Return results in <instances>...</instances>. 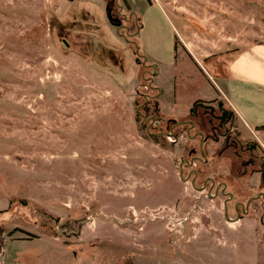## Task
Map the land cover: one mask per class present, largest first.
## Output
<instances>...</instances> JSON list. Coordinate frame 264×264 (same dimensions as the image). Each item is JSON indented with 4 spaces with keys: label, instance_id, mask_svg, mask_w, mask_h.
I'll return each instance as SVG.
<instances>
[{
    "label": "rangeland",
    "instance_id": "374dc122",
    "mask_svg": "<svg viewBox=\"0 0 264 264\" xmlns=\"http://www.w3.org/2000/svg\"><path fill=\"white\" fill-rule=\"evenodd\" d=\"M111 1L0 0L4 264H256L245 243L224 249L222 259L178 247L215 240L226 228L223 198L211 200L182 179L196 168L185 165L190 149L199 156L198 129L183 121L199 120L190 113L198 102L230 109L213 69L225 71L240 52L264 43V0H117L124 16L137 17L129 31L107 19V5L119 11ZM256 79L242 81L257 101L264 90ZM155 103L163 118L151 124ZM234 118L235 129L225 132L252 141ZM167 119L181 124L155 135ZM251 131L264 139L263 130ZM204 132L203 152L216 159L223 139ZM262 152L242 168L227 150L209 172L224 179L246 169V180ZM260 214L247 215L257 243L264 242ZM83 225L98 236L79 240Z\"/></svg>",
    "mask_w": 264,
    "mask_h": 264
},
{
    "label": "flooded vegetation",
    "instance_id": "af4514ba",
    "mask_svg": "<svg viewBox=\"0 0 264 264\" xmlns=\"http://www.w3.org/2000/svg\"><path fill=\"white\" fill-rule=\"evenodd\" d=\"M115 4L118 6L116 14H113L111 9L107 5L106 13L110 22L118 29L123 28L125 31H129L127 27L130 20L134 19V26H137V17L130 12L129 16L126 17L122 14V7L118 5L117 0L111 1L110 4ZM123 21V23H122ZM136 24V25H135ZM150 78V77H149ZM201 106L203 109L202 115H199L197 108ZM194 117L199 119L196 123L192 121L187 122L188 128H197L194 132L195 135L199 136V146L198 153L199 156L195 155V150L190 149V157L185 159L187 161L185 165L194 164L195 169H191L186 177H182L184 181H189L190 186L198 193H206V197H211V200L223 198L221 204L222 217L226 223L229 221H237L245 218L250 212L255 211V209L260 210L259 221L264 223V152H262V157L256 170L251 169L249 173V178L246 180H241L243 177V172L230 176V174L225 175L224 179L219 174H211V168L215 166L216 159L220 157L227 150H232L234 158L232 161H238L240 166L247 168V166L252 165L257 159L253 157V153L257 150L263 151L260 142L264 143V139L258 134L251 132L253 135V140L249 142H243L236 135L232 137L231 134L225 132V126L235 129L233 126L235 114L231 109L224 107L222 101H216L215 99L209 104L195 103L191 112ZM150 120L151 124L156 122ZM178 122H173L172 126L166 127V131L155 133V135H161V133L171 134L174 125ZM192 124V125H190ZM207 129L212 135V139L217 141L219 137H222L223 141L219 149H216V159L215 157H207L203 152V145L208 139L205 135L204 130ZM261 131L264 129H260ZM168 131V132H167ZM190 130L188 129V132ZM165 135V134H163ZM248 153L244 158L243 153ZM207 165L210 172L203 174L201 171L203 169L199 168V165ZM257 175L255 181H252L250 177ZM181 175V174H180Z\"/></svg>",
    "mask_w": 264,
    "mask_h": 264
},
{
    "label": "crops",
    "instance_id": "0c3cea01",
    "mask_svg": "<svg viewBox=\"0 0 264 264\" xmlns=\"http://www.w3.org/2000/svg\"><path fill=\"white\" fill-rule=\"evenodd\" d=\"M225 67V71H222L219 65H216L213 69L214 75L226 85V90L216 85V91L225 98L228 107L245 128L252 130V127L264 125V96L257 101L250 97L245 89L250 87L251 84H246L242 81L244 77H255L257 78L256 82L251 81V83L260 85L258 89L264 90V44L250 46L240 52L232 61L225 64ZM226 224V228H222L221 234L215 233L217 235L215 240L208 235L201 236L198 240L190 241L192 243L183 244L178 248L184 253H188L192 249L193 251L194 249H198V251L207 253L211 257L222 259L224 249L235 251L239 243H245L246 246L248 245L252 249L256 264L261 262L264 264V259L260 261L259 256V247H264V242L260 241L257 243L255 235L257 225L255 219L247 216L237 221H229ZM96 234V228L88 227L85 231V225H83L77 238L81 240L84 235L87 238L89 236H98ZM35 236L37 237V235ZM54 237L57 238V236ZM19 238L25 239L31 237L20 236ZM6 248L7 245L4 239L0 264L5 263L7 256H4V250Z\"/></svg>",
    "mask_w": 264,
    "mask_h": 264
},
{
    "label": "trees",
    "instance_id": "16d2710c",
    "mask_svg": "<svg viewBox=\"0 0 264 264\" xmlns=\"http://www.w3.org/2000/svg\"><path fill=\"white\" fill-rule=\"evenodd\" d=\"M106 12H107V11H106ZM106 15H107V19H108L109 22H110V19L108 18V14H107V13H106ZM110 23H111V22H110ZM111 24H112V23H111ZM112 25H113V24H112ZM258 44H264V43H258ZM174 48H176V44H175V43H174ZM146 108H148V102L146 103L145 107H144L142 110L145 111ZM152 110H153L154 112H156V115H151V116H149V118L154 117V119L156 120V122L162 121V118H163V117H162V115H161V113H160V109H159L157 103H155V104L153 105ZM154 112H153V113H154ZM152 126H155V125H152ZM166 126H167V127L172 126L171 119H167V121H166ZM256 128H257V129H264V125H262V126H258V127H256ZM208 167H209V166H207V165H203V164H200V165H199V168L203 169V170L201 171L203 174L209 172ZM3 233H4V229H3L2 227H0V255H1L2 248H3V246H4V236H3Z\"/></svg>",
    "mask_w": 264,
    "mask_h": 264
},
{
    "label": "water",
    "instance_id": "95a60500",
    "mask_svg": "<svg viewBox=\"0 0 264 264\" xmlns=\"http://www.w3.org/2000/svg\"><path fill=\"white\" fill-rule=\"evenodd\" d=\"M143 59L145 60V58L143 57ZM153 67V69H155V65H151ZM154 75V72L152 73V76ZM152 76L149 78V82H152ZM158 91H160L159 88H157ZM151 121H153V118H150ZM177 124H181V122H178ZM192 125V124H190ZM161 134H165V135H169V134H166V133H161ZM182 173V170L180 169V174Z\"/></svg>",
    "mask_w": 264,
    "mask_h": 264
},
{
    "label": "built area",
    "instance_id": "2783aa9c",
    "mask_svg": "<svg viewBox=\"0 0 264 264\" xmlns=\"http://www.w3.org/2000/svg\"><path fill=\"white\" fill-rule=\"evenodd\" d=\"M251 131V130H250ZM252 132V131H251ZM261 147L264 149V143L260 142Z\"/></svg>",
    "mask_w": 264,
    "mask_h": 264
}]
</instances>
